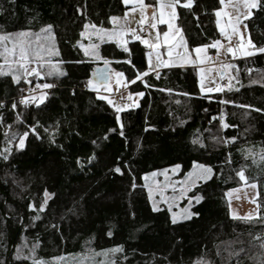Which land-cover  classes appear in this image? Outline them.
I'll list each match as a JSON object with an SVG mask.
<instances>
[{
    "label": "trees",
    "instance_id": "obj_1",
    "mask_svg": "<svg viewBox=\"0 0 264 264\" xmlns=\"http://www.w3.org/2000/svg\"><path fill=\"white\" fill-rule=\"evenodd\" d=\"M220 5L219 0H196L194 12L178 10L181 19L177 23L185 29L190 48L219 38L215 11ZM125 10L121 0H0V34L27 29L38 33L42 26L52 24V44L59 55L51 59L64 61L61 67L68 73L50 81L58 86L40 110L19 106L13 112L11 99L18 98V93L10 78L0 79V100L7 105L0 109L4 117L0 153L11 149L7 161L0 158V261L57 264L62 257L121 246L113 264H199L202 258L212 264H235L225 249L239 239L246 249L241 264H257L264 252L253 240L264 234V111L255 109L264 110V53L230 61L235 66L233 83L231 90L223 92L202 94L196 69L190 66L170 67L144 77L153 87L141 81L131 84L132 93L144 96L138 97V107L120 113L121 136L114 109L84 87L95 68L105 65L85 56L78 41L86 22L110 27L109 17ZM253 11L254 16L244 23L248 36L261 47L264 11ZM128 47L136 69L145 71L148 49L138 41H130ZM98 50L111 61L110 69L135 78V69L117 63L127 58L121 47L106 41ZM225 100L232 103H221ZM16 112L23 113V123L16 120ZM221 114L229 127H222ZM37 120L44 126L38 128L40 138L30 133L24 147L17 150L18 138L12 139L11 132L22 134ZM196 137L206 148L193 145ZM93 154L96 158L89 163ZM194 161L211 165L216 175L188 192L190 197L195 193L204 197L191 209L199 215L173 224L167 208L153 211L143 176L175 164L181 165L183 175ZM116 167L123 174L116 173ZM241 168L248 183L257 185L260 220L233 219L228 209L226 193L240 186L236 172ZM45 189L53 195L45 211L37 213L29 204L39 208ZM36 215L41 218L34 220ZM33 245L38 246L31 252ZM240 247L231 244L232 250ZM18 254L19 260L15 259Z\"/></svg>",
    "mask_w": 264,
    "mask_h": 264
},
{
    "label": "snow or ice",
    "instance_id": "obj_2",
    "mask_svg": "<svg viewBox=\"0 0 264 264\" xmlns=\"http://www.w3.org/2000/svg\"><path fill=\"white\" fill-rule=\"evenodd\" d=\"M122 4L125 6L126 10L122 17L120 16H111L109 17L110 22L114 25L112 29L104 28L103 26H98L92 22H86L84 24V30L81 31L80 36H87L89 40L92 37H96L100 41H104L105 38L110 40H115L123 49V52L127 54V58L123 61H117V63H126L135 69V78L125 77V73L121 71H114L110 69L109 65L111 61L103 57L99 53V45L96 43H89L87 46L79 44L83 49L85 56H91L94 60H102L105 67L103 69H96L93 71L92 76L86 81L84 87L88 88L91 91L97 93V98L103 101H106L107 105L111 106L115 111V120L119 125V134L124 136V125L121 121L120 113L126 109L132 107H138L134 102L129 104L124 101H132L133 96L143 97V92H120V88L123 87L127 89L129 84H135L137 81L144 83L145 87H153L148 84L143 78L148 76L150 71H154L158 67H171V61H166L161 58L160 49L162 46H167L168 56L173 55L175 49H180L182 51H177V56H182L189 63L195 64L197 61L204 63L209 61L212 58L207 55V50L209 48L217 50V57L221 55L220 49H224L225 53L231 54L232 57L243 56L251 57L255 53H264V46L257 47L253 43L250 36L245 39V34L247 33L248 25L244 21L252 18L254 16V11H264V0H219L221 5H224L226 2L230 4L235 10L236 14L225 12L223 8L217 9L215 15L217 17L216 24L219 29V32L224 36L227 43H222L221 40L216 39L210 44H201L195 47H189L188 37L185 33V29L181 27L177 21L181 19V13L178 10H187L188 12H194V6L196 5V0H155V3H146L145 0H121ZM151 9V12H149ZM77 12H80V9H77ZM83 14V13H81ZM228 17L226 24H221L220 17ZM35 19V18H34ZM199 20V17H196ZM166 26L167 30L160 28L159 26ZM34 37V39H33ZM54 37L53 25L47 24L40 28L38 33H33L30 29L21 30L16 33H3L0 34V44L3 45V50H0V79L10 78L11 85L15 86V89L18 93V98L13 97L11 99V110L13 112L19 106H23L24 109L29 107H35L37 110L41 109V106H47V103L51 101L54 96L53 89L58 85L57 83L50 82L51 80H59L61 77H66L68 73L63 70L61 65L65 63L62 60L53 61L51 59L53 56H58L59 51L55 48L53 44H47L44 41H48ZM233 37H237L236 41H233ZM129 38L132 41H138L149 51L146 52V57L148 61V70L140 71L136 69L135 64L133 63V52L129 44ZM7 42L11 45L8 47ZM79 43V41H78ZM195 53V58L192 54ZM153 56H155V63L153 62ZM84 61H76V63H83ZM219 67L224 71L219 72L221 79H224L225 71L232 69L235 66L231 63L220 62ZM203 72L204 69H201ZM249 72L252 70L249 69ZM115 76V88L112 86V77ZM43 81V82H41ZM229 90H231L230 83L227 85ZM164 91V89H161ZM167 91H171L168 89ZM223 92L224 86L217 85L215 88L205 87L203 77L201 78V92ZM107 93V94H104ZM113 93H119V101L115 99ZM73 95H75V90H73ZM221 103H232V101H221ZM6 103L3 100H0V109L6 108ZM240 107H252L250 105H241ZM255 111L260 112L264 111L262 109H255ZM213 120L217 117H213ZM221 125L223 128L229 127L227 123L224 122V116L221 114L219 117ZM4 117L0 113V124L3 123ZM16 120L20 123L24 122L23 113L16 112ZM11 129V125L7 126ZM44 127L40 124L39 120L35 121L34 124L28 126V129L25 130L22 134L17 132H11L12 139L18 138V149L23 148L25 145V140L29 134H33L37 139L40 138L38 128ZM44 131L47 132L48 128H44ZM110 132H115L116 129H110ZM7 136L8 133L6 132ZM105 135L104 139H107ZM214 140L218 142L227 143L226 140H221L219 138L213 137ZM233 141L235 137L231 138ZM9 143L12 141L9 140ZM52 143L55 142L53 139ZM92 143L95 145L97 142L94 140ZM193 145H198L200 148H206L205 143L200 137H196L192 140ZM11 154V149L5 148L3 153H0V158H3L5 161L9 159ZM96 157L93 154L89 157V163L94 160ZM261 160H264V155L261 156ZM77 163L80 164V160H77ZM230 163V160L226 161ZM181 169L180 164H176L173 167V172ZM116 173H121V168L116 167L114 169ZM168 170L165 169L166 173ZM151 175L154 177L157 173L153 172ZM216 175L213 167L211 165H206L193 162L192 171L188 172L183 180L179 181L181 187V195H185L187 192L191 191L193 188L199 186L200 183H207L212 180ZM236 175L239 179L245 184H247V177L245 175L244 168H241L236 172ZM147 179V176L145 177ZM256 183H252L250 187L256 188ZM133 188L136 187L133 182ZM232 191H236L233 189ZM151 192V189H150ZM53 194L49 193L47 189L44 191V199L39 205V208L35 204H29V208L37 213L45 211V208L48 204V200ZM151 198V196H150ZM204 197L195 193L188 198L189 205H192V202L200 203ZM255 202V201H253ZM171 205L169 204V211H171ZM260 205L257 204V208ZM161 209L156 207L155 202L153 203V211H160ZM199 215L198 213L190 212L188 209L184 210V215L182 219L187 220L191 219L192 216ZM233 219H246L253 220L254 218L260 220V214L257 212L255 216L249 214L245 217H240L235 213H232ZM41 217L36 215L34 220H39ZM178 222L176 215H172V223L176 224ZM53 227H56L53 225ZM111 235V232H109ZM253 240L259 242V248L264 250V234H257L253 236ZM231 244H240L241 247L238 250H232ZM228 248L225 251L228 253V260L231 261L235 258V264H241L240 257L241 254H246V249L243 247V240H236L231 242ZM38 245H33L30 249L31 252L35 251V248ZM18 253L20 249L18 248ZM111 252H121L122 247L117 246L110 250ZM217 255H220V252L217 251ZM22 257L18 254L15 259H21ZM23 259H31V256H25ZM55 259V258H54ZM249 259H255L254 257H249ZM0 264H4L3 261H0ZM33 264H44L43 261L33 260ZM199 264H212L211 260L201 259ZM257 264H264V252L261 253L260 259L257 261Z\"/></svg>",
    "mask_w": 264,
    "mask_h": 264
},
{
    "label": "rangeland",
    "instance_id": "obj_3",
    "mask_svg": "<svg viewBox=\"0 0 264 264\" xmlns=\"http://www.w3.org/2000/svg\"><path fill=\"white\" fill-rule=\"evenodd\" d=\"M145 2L155 3V0H149V1L145 0ZM221 8H223L225 12H228L232 14L233 16H235L236 14V10L227 2L224 5H220L219 9ZM149 12H151V9H149ZM123 14L117 15V16L122 17ZM216 20H217V17L215 15V23H216ZM220 20H221V24H226L228 21V17L222 14V16L220 17ZM113 27L114 25L110 22V27H104V28L112 29ZM159 27L163 28L164 30H167L166 26L161 25ZM216 28H217V32L219 35L218 39L221 40L222 43L226 44L227 41L225 40L224 36L219 32L217 24H216ZM83 30H84V27H83ZM233 38L238 39L237 37H233ZM247 38H248V32L245 34V39ZM106 41L113 42L117 46L121 47L115 40H110L108 38H105L104 41H100L96 37H92V39L89 40L87 36L80 37L78 46L79 44H83L87 46L89 43H93V42L100 45L101 43L106 42ZM129 41H132V40L129 38ZM44 42L47 44H52V38ZM4 44H7L8 47H11V45L8 44L7 42H4ZM80 49L82 48L80 47ZM177 51H182V50L175 49L173 51V55L169 57L167 46H162L160 49L161 58L166 61H171L172 65L186 63L188 66L194 67L196 69L198 86H199L200 92H201V78L202 77L204 80L205 87L215 88L217 85H220L221 82H225L224 89L228 88L227 85H229V83H230V86L232 85L233 81H232L231 69H228L227 71H225L224 79H221L218 74L219 72L224 71L223 69L219 67L220 62L230 63V60L234 59V57H232L231 54L225 53L224 49H220L221 55L219 57H217L216 49H213L212 52H210V50L208 49L207 55L211 57L212 59L209 61H205L204 63H200L199 61H197V63L195 64L187 62L185 58H183L182 56H177L176 55ZM257 54H259V52L255 53V55ZM192 56L193 58H195V53H193ZM88 57L93 59L91 56H88ZM153 62L154 63L156 62L155 56H153ZM167 68H170V67H158L154 71H150L148 75L156 73L163 69H167ZM201 69H204V71L202 72ZM146 70H148V61H147ZM115 79L116 78L113 75L112 77L113 88H115ZM130 86L131 84L128 85L127 89H124L123 87H121L120 92H131L129 90ZM94 93L97 95L96 92ZM201 93L202 94H213L217 92L213 91V92H201ZM104 94H107V93H104ZM113 95L116 100L120 99L119 93H113ZM125 102L129 104L134 102L135 104H137V101H135L134 99L132 101H125ZM175 165L153 171L157 173V175L154 177L151 175V173L153 172H150L143 176V180H144V185L146 187V190L148 192V197H149V201L151 203L152 208H153V203L155 202L156 207L158 208L165 207L169 211V204H170L172 206L171 211H169L171 220H172V215L175 214L177 220L180 221V220H183L182 217L184 215V210L188 209L190 212H192L191 210L192 206L196 202L193 201L192 205L191 206L189 205L188 198L190 196L188 195V192L185 195H181V187L179 184V181L183 180L186 174L192 171V167L185 174L180 175V169L177 170L176 172H173V167ZM165 169L168 170L166 173L164 172ZM146 176H147V179H145ZM251 184L252 183H248V182L247 184H245V182L241 181L240 186H238L237 188H233L236 191H232L233 189H230L227 191L226 199H227L228 209L230 211V214L235 213L236 215L240 217H245L249 214H252L253 216H255V214L257 213V204H256L257 186L256 188H252L250 187ZM150 189H151V192H150ZM114 254L115 253L111 252L110 250H106V251H101V252H98L92 255L91 254L90 255H83V254L72 255L68 257H62L57 264H113Z\"/></svg>",
    "mask_w": 264,
    "mask_h": 264
},
{
    "label": "crops",
    "instance_id": "obj_4",
    "mask_svg": "<svg viewBox=\"0 0 264 264\" xmlns=\"http://www.w3.org/2000/svg\"><path fill=\"white\" fill-rule=\"evenodd\" d=\"M243 56H237V57H235L234 59H232V60H235V59H238V58H242ZM232 60H230V61H232ZM171 67H189L186 63L185 64H178V65H172ZM133 99L135 100V101H137V99H138V97H136L135 95L133 96Z\"/></svg>",
    "mask_w": 264,
    "mask_h": 264
},
{
    "label": "built area",
    "instance_id": "obj_5",
    "mask_svg": "<svg viewBox=\"0 0 264 264\" xmlns=\"http://www.w3.org/2000/svg\"><path fill=\"white\" fill-rule=\"evenodd\" d=\"M236 40H237L236 38H233V41H236ZM155 74L158 75L157 72H156ZM220 85H221V86H224V85H225V82H221ZM118 101H119V99H118ZM124 102H125V101H124Z\"/></svg>",
    "mask_w": 264,
    "mask_h": 264
},
{
    "label": "water",
    "instance_id": "obj_6",
    "mask_svg": "<svg viewBox=\"0 0 264 264\" xmlns=\"http://www.w3.org/2000/svg\"><path fill=\"white\" fill-rule=\"evenodd\" d=\"M98 69V68H95V70ZM100 69H103V68H100Z\"/></svg>",
    "mask_w": 264,
    "mask_h": 264
}]
</instances>
